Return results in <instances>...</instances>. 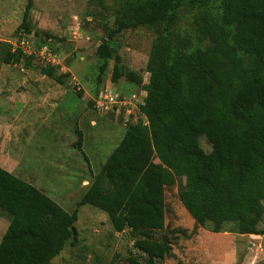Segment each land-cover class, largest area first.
<instances>
[{"label":"trees","instance_id":"trees-1","mask_svg":"<svg viewBox=\"0 0 264 264\" xmlns=\"http://www.w3.org/2000/svg\"><path fill=\"white\" fill-rule=\"evenodd\" d=\"M214 2L138 0L116 11L120 30L162 25L146 67L149 79L140 109L147 124L126 125L122 140L70 213L0 168V211L9 220L0 240V264H51L68 241L75 242L78 209L85 205L105 213L116 233L128 231L142 254L129 255L128 264L171 258L170 242L158 235L164 230L165 186L177 179L184 180L178 199L200 227L214 234L264 236L259 229L264 214V0H222L219 16ZM194 5L203 8L200 35L210 48L174 54L175 12ZM240 53L251 58L249 67ZM23 57L10 48L0 53L7 65ZM40 73L62 84L51 67H41ZM226 224L232 228L226 230Z\"/></svg>","mask_w":264,"mask_h":264},{"label":"rangeland","instance_id":"rangeland-1","mask_svg":"<svg viewBox=\"0 0 264 264\" xmlns=\"http://www.w3.org/2000/svg\"><path fill=\"white\" fill-rule=\"evenodd\" d=\"M137 1L0 0V53L13 49L25 32L33 33L40 44L49 41L60 55L58 65L51 68L62 79L58 84L42 75L40 68L49 66L31 56L23 55L19 64L0 61V168H11L68 213L79 201L80 191L65 193L59 188L67 186L62 180L66 172L62 178L53 174L56 151L51 150V142H59V160L66 157L72 166V183L78 174L99 170L126 125L147 124V114L140 109L149 79L146 67L162 25L120 30L115 23L116 11ZM221 2L215 0L212 7L218 16ZM202 11L194 5L175 12L174 54L210 48L200 35ZM239 57L244 67L251 65L250 57L241 53ZM108 90L124 101L118 113L101 114L94 108L99 94ZM128 103L133 105L127 113ZM55 125L63 131L54 132ZM99 144L109 149L93 157ZM200 144L210 152L204 138ZM183 184V179H177L164 189V230L158 237L170 242L173 257L158 264H264V236L214 234L200 227L178 199ZM5 216L0 211V239L7 227ZM231 225L226 224V230ZM74 226L75 242L68 241L51 264H128L129 255L141 258L128 231L116 233L106 214L96 208L81 206ZM259 227L264 230V214Z\"/></svg>","mask_w":264,"mask_h":264},{"label":"built area","instance_id":"built-area-1","mask_svg":"<svg viewBox=\"0 0 264 264\" xmlns=\"http://www.w3.org/2000/svg\"><path fill=\"white\" fill-rule=\"evenodd\" d=\"M30 34L24 33V35L21 36V39L15 43L16 45H14V48L11 50H20L23 55L31 56L41 61L44 66H57L60 55L55 53L48 43L40 44L37 39H35L34 34ZM97 100L98 101H95L94 108L99 113L101 112V114L102 112H108V110L118 113L124 106V101L122 100L119 93L112 90L101 92ZM132 105L133 104L128 103V110L126 111L127 113Z\"/></svg>","mask_w":264,"mask_h":264},{"label":"crops","instance_id":"crops-1","mask_svg":"<svg viewBox=\"0 0 264 264\" xmlns=\"http://www.w3.org/2000/svg\"><path fill=\"white\" fill-rule=\"evenodd\" d=\"M54 104H55V106H57L58 104H59V101L58 100H56L55 102H54ZM68 105H67V107L66 108H69L70 106H71V103H67ZM67 112H69V111H67ZM71 112V114H70V116H72V112L73 111H70ZM52 129L54 130V132H60V131H63L62 129H61V126L59 125V126H53L52 127ZM124 134H125V131H120V137L118 138V141L115 143V145L109 150V151H107L108 153H106V156L104 157L105 159L100 163L101 165H100V167H99V170H100V168L102 167V165L105 163V161H106V159L108 158V156L111 154V152L115 149V147L119 144V142L122 140V138H123V136H124ZM52 147H51V150L52 149H54L56 152H55V155H56V157L54 158V159H52L51 161L53 162V164L55 165L54 166V172H53V174H57L58 175V178H62V173L65 171L66 173V175H65V177L64 178H62V180L65 182V184L67 185V186H59V188L60 189H62L65 193H67L66 191H75L74 189H78L79 191H80V194H79V196H80V198L83 196V194L86 192V190L88 189V187L90 186V184H91V182H92V180H93V177L98 173V171L99 170H97V171H90V173L88 172V175L86 176V175H81V176H79L80 174H78L77 175V177H76V181H73L72 183H70V180H73V178H71L72 177V174H73V169L71 168L72 166L71 165H69L68 164V162H66L67 160H66V157H64V159L65 160H63V161H61V160H59V159H61L60 157H61V155H60V151H59V148H60V145L58 144L59 142L58 141H55V140H53L52 142ZM107 147V148H106ZM109 146H106L105 144H103V145H98V146H96V150L94 151V153H93V157H95V155H97L98 154V157H99V155H100V153L102 152V150L103 151H105V150H107V149H109L108 148ZM61 153H62V151H61ZM85 157H87L86 155H85ZM84 157V158H85ZM86 159V158H85ZM80 161H82V160H80ZM7 172H9V173H11V174H13V175H15V176H17V177H19L18 175H16V174H14V171L11 169V168H8V169H5ZM58 170V173H56V171ZM71 171V172H70ZM68 173V174H67ZM79 176V177H78ZM20 178V177H19ZM68 178H70V179H68ZM22 180H25V179H23V178H21ZM26 181V180H25ZM26 182H28V181H26ZM28 183H30V182H28ZM74 183V184H73ZM31 184V183H30ZM31 185H33V184H31ZM34 186V185H33ZM48 196V195H47ZM50 197V196H49ZM80 198H79V200H80ZM55 201V200H54ZM59 204V203H58ZM60 205V204H59ZM61 206V205H60ZM62 207V206H61ZM64 209V208H63ZM2 212V211H1ZM3 213V212H2ZM3 216H4V213H3ZM6 217V216H5ZM6 222H7V227H6V230H7V228H8V226H9V220H6ZM6 232V231H5ZM5 232L3 233V235L5 234ZM3 235H2V237H3ZM2 237H1V239H2ZM0 239V240H1Z\"/></svg>","mask_w":264,"mask_h":264}]
</instances>
